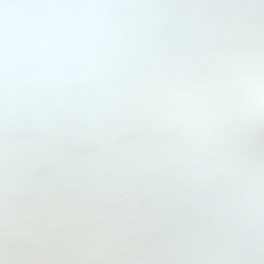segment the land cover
I'll use <instances>...</instances> for the list:
<instances>
[{
	"label": "clouds",
	"instance_id": "clouds-1",
	"mask_svg": "<svg viewBox=\"0 0 264 264\" xmlns=\"http://www.w3.org/2000/svg\"><path fill=\"white\" fill-rule=\"evenodd\" d=\"M0 264H264V0H0Z\"/></svg>",
	"mask_w": 264,
	"mask_h": 264
}]
</instances>
